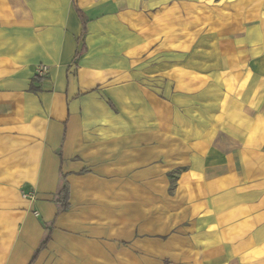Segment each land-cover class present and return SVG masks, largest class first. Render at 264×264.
Listing matches in <instances>:
<instances>
[{"label":"crops","instance_id":"crops-1","mask_svg":"<svg viewBox=\"0 0 264 264\" xmlns=\"http://www.w3.org/2000/svg\"><path fill=\"white\" fill-rule=\"evenodd\" d=\"M124 193L130 236L106 215ZM128 242L264 264V0H0V264H108Z\"/></svg>","mask_w":264,"mask_h":264},{"label":"rangeland","instance_id":"rangeland-1","mask_svg":"<svg viewBox=\"0 0 264 264\" xmlns=\"http://www.w3.org/2000/svg\"><path fill=\"white\" fill-rule=\"evenodd\" d=\"M178 169H173L171 170L166 176H163V180L166 185H170V187L173 185L174 183V179H175V175L177 174ZM112 179V180H111ZM107 181H109L108 185L109 186H115L114 185V181L113 178H108ZM147 181V180H146ZM157 181V180H156ZM172 188V187H171ZM148 193H141V200L140 201V208H144L147 211V207L149 206H153L154 204H152L151 202H148V200L146 199L148 197ZM159 195V197H163V193L162 194H157ZM124 196V200L121 202H118V211L113 207L108 206L107 207V211H106V215L109 218H115V217H123L125 220V223L121 226H119L118 228H123L124 229V234L125 236L128 235L130 236L131 231H132V225L130 223H128L130 221L129 218H127L126 216H130L131 211H132V207H131V200L128 199V196H130V194H123ZM159 203H162L161 201H159ZM107 204L109 205L110 203L107 202ZM112 205H115V203H113ZM92 209V208H91ZM119 210H123V212L119 211ZM112 227V234H115L116 232V227L115 226H110ZM125 253L124 255L121 257H115V256H109L108 258V264H179V258H169V257H147V256H139L136 253H132V249H131V245L130 242L125 243ZM114 254L115 251H109V254Z\"/></svg>","mask_w":264,"mask_h":264},{"label":"trees","instance_id":"trees-1","mask_svg":"<svg viewBox=\"0 0 264 264\" xmlns=\"http://www.w3.org/2000/svg\"><path fill=\"white\" fill-rule=\"evenodd\" d=\"M76 12L79 16V19L81 21V37L84 36V34L86 33V19L84 17V15L78 10L76 9ZM84 51V49H83ZM82 52V50H81ZM80 53L75 55V60L78 59ZM39 79V77H35L33 80ZM30 91H36V89H34L33 87H30ZM69 195H70V186L69 183L67 181V174H63L60 170H59V181H58V188L57 191L53 197V203L56 207V214H55V218L60 215L61 213H64L68 210L69 208ZM52 237V231L48 228H46L45 226V233L43 235L42 241L39 244V246L37 247V249L35 250L31 263L34 262L39 253L41 251H43L47 245V243L51 240Z\"/></svg>","mask_w":264,"mask_h":264},{"label":"built area","instance_id":"built-area-1","mask_svg":"<svg viewBox=\"0 0 264 264\" xmlns=\"http://www.w3.org/2000/svg\"><path fill=\"white\" fill-rule=\"evenodd\" d=\"M45 73V70L43 69V68H40L39 69V75L41 76V75H43Z\"/></svg>","mask_w":264,"mask_h":264}]
</instances>
